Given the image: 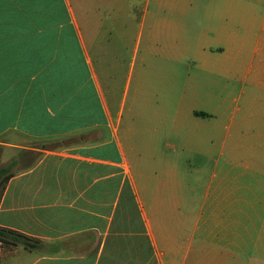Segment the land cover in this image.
Wrapping results in <instances>:
<instances>
[{
  "label": "crops",
  "instance_id": "crops-1",
  "mask_svg": "<svg viewBox=\"0 0 264 264\" xmlns=\"http://www.w3.org/2000/svg\"><path fill=\"white\" fill-rule=\"evenodd\" d=\"M253 14L238 0H0V228L36 242L0 243V264H264V184L204 204L193 245L177 158L214 140L202 98ZM261 93L264 161V68Z\"/></svg>",
  "mask_w": 264,
  "mask_h": 264
},
{
  "label": "rangeland",
  "instance_id": "rangeland-1",
  "mask_svg": "<svg viewBox=\"0 0 264 264\" xmlns=\"http://www.w3.org/2000/svg\"><path fill=\"white\" fill-rule=\"evenodd\" d=\"M238 10L239 14L254 11L253 19L239 16L234 44L218 62L222 74L220 91L216 94L206 92L202 98L207 110L216 111L215 138L200 140L203 145L198 149L190 145L186 150H177V158L183 156L180 165L184 169L187 190L181 210L187 219L184 235L193 245L198 240V219L204 204H207L205 211L208 213L213 210L208 203L218 197L229 200L232 187H238L237 195L246 198L250 196L248 187L264 184L262 145L257 144L261 141L264 0H238ZM246 20L250 22L249 27H245ZM131 26L137 28L134 23ZM130 30L128 42L133 46L135 29ZM197 152L205 156L200 157ZM27 259L25 254L7 264H25Z\"/></svg>",
  "mask_w": 264,
  "mask_h": 264
},
{
  "label": "trees",
  "instance_id": "trees-1",
  "mask_svg": "<svg viewBox=\"0 0 264 264\" xmlns=\"http://www.w3.org/2000/svg\"><path fill=\"white\" fill-rule=\"evenodd\" d=\"M2 172H4L3 169L0 170V181L1 182L6 180V177L1 179ZM0 243L8 244L11 246L22 244L26 249L36 248V244H35L36 242L32 243L31 239H29L28 237L20 233L14 232L12 230H6V229H1V228H0Z\"/></svg>",
  "mask_w": 264,
  "mask_h": 264
}]
</instances>
